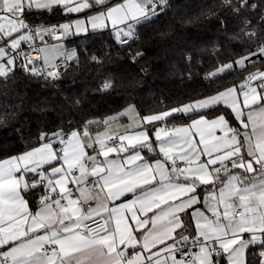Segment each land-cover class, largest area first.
<instances>
[{"label":"snow or ice","instance_id":"6c2138e0","mask_svg":"<svg viewBox=\"0 0 264 264\" xmlns=\"http://www.w3.org/2000/svg\"><path fill=\"white\" fill-rule=\"evenodd\" d=\"M223 3L239 15L257 11L264 0ZM168 7V0H0V80L10 79L17 66L42 74L30 67L35 61L20 50L21 42L73 34L72 24L33 23L39 10L60 9L63 15L95 12L74 22L76 33L86 32L87 24L103 29L110 22L119 46H127L139 39L141 25ZM206 11L209 17L216 15L212 7ZM242 25L239 38L258 37L256 29L243 30L252 28L250 20L244 18ZM65 55L72 60L75 53ZM253 57L264 60V43L222 64L206 79L211 82L236 67L246 71L247 65L255 66ZM47 74L53 80L61 75L55 68ZM111 86L109 81L102 85ZM257 104H264V71L249 73L239 89L229 87L143 117L144 130L121 134L118 147L111 136L102 140L98 134L92 141L87 130L41 134L39 146L0 160V264H247L245 250L253 245L260 248L253 261L264 264V107L257 112ZM221 105L234 113L238 127L231 126L227 113L206 119ZM176 118L191 123L167 128L168 119ZM217 129L224 134L214 135ZM197 134L198 142L192 138ZM57 144L62 145L59 150ZM97 144L100 151L90 155L86 150L96 152ZM154 144L163 159H148L136 150L139 146L155 152ZM111 153L124 155L118 161L110 159ZM201 189L208 193L203 203ZM37 190L41 196L33 208L25 193Z\"/></svg>","mask_w":264,"mask_h":264},{"label":"trees","instance_id":"16d2710c","mask_svg":"<svg viewBox=\"0 0 264 264\" xmlns=\"http://www.w3.org/2000/svg\"><path fill=\"white\" fill-rule=\"evenodd\" d=\"M236 2L232 0L233 6ZM168 3L162 15L139 27V39L127 46H119L109 29L67 37L65 43L74 44L76 55L56 80L32 75L19 66L6 82L0 80V160L37 146L41 134L67 133L84 129L83 125L93 129L130 104L141 116L170 110L238 85L248 73L264 67V60L253 57L255 66L247 65L246 71L236 67L211 82L206 79L222 64L254 52L256 44L264 41V22H260L264 3L255 12L245 10L239 15L223 0ZM208 7L216 15L209 17ZM39 11L32 20L44 25L60 23L67 16L60 9ZM244 18L252 21V28L243 30L256 29V39L237 36ZM137 53L142 55L137 57ZM93 56L99 59L93 61ZM105 81L112 86L101 88ZM225 113L234 123L231 110L223 105L206 116ZM186 120L168 119L173 123ZM40 195L37 190L25 193V198L34 207ZM254 253L256 247L248 249L247 264H258V259L253 261Z\"/></svg>","mask_w":264,"mask_h":264},{"label":"crops","instance_id":"0c3cea01","mask_svg":"<svg viewBox=\"0 0 264 264\" xmlns=\"http://www.w3.org/2000/svg\"><path fill=\"white\" fill-rule=\"evenodd\" d=\"M122 2H123V0H114L113 1V3H122ZM95 14H96L95 12L88 11L84 15H79V14L67 15L66 18L63 21H61L60 23H61V25L62 24H72L73 25V27H72V33L73 34L65 35V37L67 38V37H73V36H79V35H86L87 33L91 32V31L102 30V29H99V28L98 29H93L91 27V24H87L86 25V27H87V31L86 32L85 31H81L79 33H76V28H75L74 22L76 20H87L88 17L93 16ZM106 23H107V27L106 28H103V29H109L114 34V30H113L110 22H106ZM81 27L83 28V27H85V25H82ZM114 37H115V35H114ZM51 41H55V42L62 41V43L65 44V47H66L65 49H67V46H66V43L64 42V40H62V39H51V40L45 41V42H51ZM45 42H43V44ZM41 54H42V63L44 65H46L48 62H46V59H45L43 53H41ZM63 57H66V55L64 54V56L58 57L55 60V62H57L58 60H60ZM51 64H53V63H51ZM229 87H236L237 89H239V86L238 85H232V86H229ZM229 87H227V88H229ZM224 89H226V88H224ZM224 89H222L220 91H223ZM240 102H241V104L243 103V97L242 96L240 97ZM182 105H180V106H182ZM180 106H177V107H180ZM128 107H129V105L126 106L125 108H123L122 110H120L119 112L107 116L103 120L102 124L99 125L98 127H95L93 129L92 128H88V129H81V130H79V129H73L71 131L79 130L81 133H83L85 130H87L91 134V140L92 141H95L97 139V135L98 134H101L99 138L103 140V139H106V137H108V136H111V137H113V136H120L121 134L128 135V134H132L134 132V130H144V125L142 123V119H143V117H146L148 115L141 116L138 113V111L136 110V108H135V110H133L132 108H128ZM260 107H264V104H257L255 106H253L254 110H256L257 112H258V109ZM153 114H155V113H153ZM220 115H222V114L214 115V116H211V117L206 116V119L209 120V121H211V120L217 118ZM232 115L234 117V113H232ZM198 118H199L198 116H194L191 119H198ZM226 119H228V118L226 117ZM255 120H256L257 123H259L260 120H261V117L259 115H257L255 117ZM105 121H108V123H105ZM246 122H247V119H246ZM190 123H191V120H186V121L179 122V123H173L171 121H167V128L171 129L173 127H182V126H186L187 124H190ZM160 126H163V125H160ZM231 126L232 127H238L239 126V121H236L235 120L234 123L231 122ZM71 131H69L68 133L70 134ZM154 131L155 130L153 129V135L150 137V141H152V142L155 141ZM249 131H251V124H249ZM223 134L224 133L221 132L219 129H217V130L214 131V135H216V136H222ZM192 138L194 139V141H197V142L199 141V135L198 134L195 137H192ZM124 144L126 145L127 144V141H125ZM108 145L109 146H113V145L109 144V142H108ZM37 146H39V145H37ZM97 146H99V145L97 144ZM115 146L118 147L119 145H115ZM56 147H57V150H59L62 147V145H59L58 144V146L56 145ZM154 147L156 148V151L155 152H148L147 149H141L139 146H137V149L136 150L137 151H141V154L143 156H145V158L152 159V160H155V159H163L162 156L157 155V153L159 152L158 145H155L154 144ZM186 147L187 146L185 145V148ZM201 147H202V145H201ZM29 150H31V149H29ZM86 151L90 155H97V153L100 151V149H97L96 152H92L91 149H87ZM177 151H179V149H177ZM22 153H24V152H22ZM22 153H20V154H22ZM20 154H18V155H20ZM123 155H124L123 153H120L119 155H117V153H111L110 154V159H115V160H118L119 161L123 157ZM100 158H101V160L104 159L103 157H100ZM5 159H7V158H5ZM52 163L55 164V162H52ZM55 166H60V165H55ZM184 166H186V165L184 164L182 167H184ZM44 167H47V165H45ZM90 170H91V166H89V171ZM49 171H51V170L49 169ZM76 174L78 175V172ZM69 179H71V177ZM70 186L72 188H75V185H70ZM208 191H211V189H209ZM207 194L208 193L204 189H201V192H200V200H201V203H203V200H204V198H205V196ZM76 195H79V193L77 192ZM40 196L38 197L37 203H36V205L33 208H35L37 206V204L39 202V199H40ZM129 199H132V196L131 195H129ZM93 206H95L94 202H93ZM209 215H210V213H209ZM185 219L187 220L188 218L185 217ZM192 223H193V226H194L195 221H193ZM255 247L257 248V253H258L260 251V248L258 246H254V245L253 246H249V248H255ZM249 248H247L245 250V258H246V261H247V251H248Z\"/></svg>","mask_w":264,"mask_h":264},{"label":"built area","instance_id":"2783aa9c","mask_svg":"<svg viewBox=\"0 0 264 264\" xmlns=\"http://www.w3.org/2000/svg\"><path fill=\"white\" fill-rule=\"evenodd\" d=\"M263 10H264V6H263ZM33 23L40 24V22H38V21H33ZM251 24H252V21H251ZM58 25H61V23H54V24L45 25V26L46 27H51V26H58ZM51 39H62V40H64V42H66V39L67 38L65 37V35L60 36L58 33L57 34H54V35H45L42 41L37 37L35 40H30V41H27V42H22L21 43V46H20V50L22 52L26 53L27 58L29 60L35 61V63L33 65H31L30 67H35L38 70H43L41 75H43L44 77H46V78H48L50 80H53V79H51V78L48 77V74H47L48 73V70L50 68H55V69H58L59 71H61V70L65 69L69 65L70 61H68V59L66 57H63L60 60H58L57 62H55L54 64H51L50 66H46V65H44L42 63V54H41L40 51H38V49H40V47L43 44V42L49 41ZM261 43H264V41H260L259 43L256 44L255 51H256L257 45H259ZM66 46H67V49H74V44H70V45L66 44ZM96 58L99 59L98 57H96ZM21 62H23L22 59H21ZM260 71H264V67ZM248 75H249V73L247 74V76ZM244 81L241 82V83H239L238 86L240 87V85L243 84ZM105 82H103L101 84V88H103L102 85H104ZM256 84H257V82H253L252 86H256ZM85 126H87V125H83V128L84 129H86ZM113 138L115 140V145H119L120 144V142H119V136H113ZM109 144L113 145L112 144V141H109ZM96 148L99 149V146L96 145ZM99 159L101 160L100 157H99ZM178 163H180V166L181 167L184 165L181 162H178Z\"/></svg>","mask_w":264,"mask_h":264},{"label":"rangeland","instance_id":"374dc122","mask_svg":"<svg viewBox=\"0 0 264 264\" xmlns=\"http://www.w3.org/2000/svg\"><path fill=\"white\" fill-rule=\"evenodd\" d=\"M41 48H45V49H47L48 51H46L45 53H43V55H44V57H45V59H46V61L48 62L46 65L47 66H50L51 65V63H55V60L58 58V57H62V56H64V54L66 53V51L68 52V51H72V52H74L75 53V55H76V52H75V50L74 49H65L66 47H65V44H63L62 43V41H59V42H55V41H51V42H45L42 46H41ZM66 50V51H65ZM75 55H74V57H75ZM248 54H246V55H244V56H247ZM242 57V56H241ZM66 58H67V56H66ZM238 59H240V57L239 58H237L236 60H238ZM68 61H71V60H68ZM227 64V63H226ZM220 67V66H219ZM218 67V68H219ZM218 68H216L215 70H213L212 72H215ZM211 72V73H212ZM128 108H132L133 110H135V107L132 105V104H130L129 105V107Z\"/></svg>","mask_w":264,"mask_h":264},{"label":"water","instance_id":"95a60500","mask_svg":"<svg viewBox=\"0 0 264 264\" xmlns=\"http://www.w3.org/2000/svg\"><path fill=\"white\" fill-rule=\"evenodd\" d=\"M57 146H58V144H57Z\"/></svg>","mask_w":264,"mask_h":264}]
</instances>
